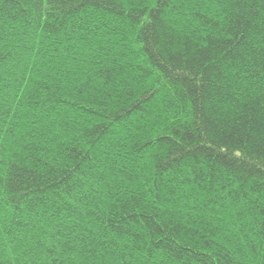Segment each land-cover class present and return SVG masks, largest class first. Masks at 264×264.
Instances as JSON below:
<instances>
[{"label":"trees","instance_id":"16d2710c","mask_svg":"<svg viewBox=\"0 0 264 264\" xmlns=\"http://www.w3.org/2000/svg\"><path fill=\"white\" fill-rule=\"evenodd\" d=\"M0 264H264V0H0Z\"/></svg>","mask_w":264,"mask_h":264}]
</instances>
